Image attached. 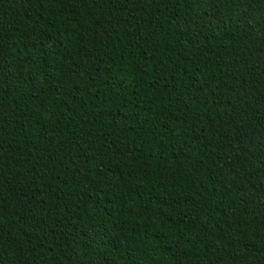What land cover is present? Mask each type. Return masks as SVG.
<instances>
[{"label":"trees","instance_id":"obj_1","mask_svg":"<svg viewBox=\"0 0 264 264\" xmlns=\"http://www.w3.org/2000/svg\"><path fill=\"white\" fill-rule=\"evenodd\" d=\"M0 264H264V0H0Z\"/></svg>","mask_w":264,"mask_h":264}]
</instances>
